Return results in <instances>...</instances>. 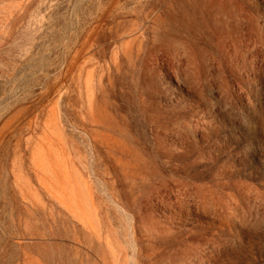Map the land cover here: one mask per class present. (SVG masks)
<instances>
[{
  "label": "rangeland",
  "instance_id": "rangeland-1",
  "mask_svg": "<svg viewBox=\"0 0 264 264\" xmlns=\"http://www.w3.org/2000/svg\"><path fill=\"white\" fill-rule=\"evenodd\" d=\"M0 264H264V0H0Z\"/></svg>",
  "mask_w": 264,
  "mask_h": 264
}]
</instances>
